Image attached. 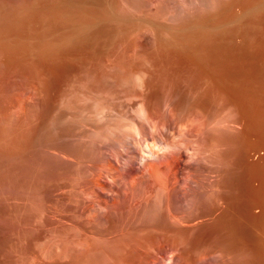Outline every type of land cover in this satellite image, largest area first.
Returning <instances> with one entry per match:
<instances>
[{
  "label": "rangeland",
  "instance_id": "rangeland-1",
  "mask_svg": "<svg viewBox=\"0 0 264 264\" xmlns=\"http://www.w3.org/2000/svg\"><path fill=\"white\" fill-rule=\"evenodd\" d=\"M245 59H251L250 73L237 69ZM263 65L264 0H0V264H153L164 247L174 246L181 255L186 248L183 264H264V231L257 223L254 230L244 227L246 212L241 210L250 200L245 184L250 170L241 160L243 153L251 142L264 144L253 135L263 129ZM222 76L234 79L223 81ZM246 76L255 78L253 89L262 88L253 90V99L243 96L249 87L242 81L250 80ZM142 100L161 120L170 111L180 123L197 118L203 129L219 119L220 126L235 125L230 132L202 135L206 148L219 142L215 151L228 165L220 169L200 163L192 181L210 200L212 192L223 198L233 192L239 228L220 235L202 229L179 233L167 210L153 209L145 200L133 206L136 196L146 194L143 188L123 191L116 184L113 198L102 196L98 184L105 182L110 154L117 150L105 137L113 127L128 125ZM210 106L217 108L211 110L213 119ZM258 143L253 146L263 155L259 152L256 160L264 156V145ZM178 191L166 203L175 216L186 211ZM259 211L256 216L263 214ZM230 234L238 240L230 241ZM151 235L158 249L138 247ZM162 242L167 246L160 249Z\"/></svg>",
  "mask_w": 264,
  "mask_h": 264
},
{
  "label": "bare ground",
  "instance_id": "bare-ground-1",
  "mask_svg": "<svg viewBox=\"0 0 264 264\" xmlns=\"http://www.w3.org/2000/svg\"><path fill=\"white\" fill-rule=\"evenodd\" d=\"M247 55V54H246ZM245 55V56H246ZM233 56V55H232ZM248 56V55H247ZM234 57L235 56H233V59H234ZM241 57V56H240ZM244 57V56H243ZM242 57V58H243ZM252 57V56H251ZM239 58V57H238ZM245 58V57H244ZM227 59H230V58H227ZM227 59H226V61H227ZM231 59H232V57H231ZM230 59V60H231ZM225 60V59H224ZM236 60V59H235ZM249 60H251V59H248V61H247V59H245L244 61H243V64H241L240 63V60H239V63H240V68L238 67V65H237V69H239V71H244L245 73H250L249 71H252L253 69H252V63L249 61ZM253 60V59H252ZM234 61V60H233ZM237 61V60H236ZM223 62V61H222ZM225 62V61H224ZM223 62V63H224ZM221 63V62H220ZM219 63V64H220ZM228 63V62H227ZM226 63V64H227ZM235 63V62H234ZM238 63V64H239ZM222 65V64H221ZM236 65V64H235ZM224 66H228V65H224ZM224 66H219V68H222V67H224ZM233 66V65H232ZM262 66V65H261ZM264 66V65H263ZM218 67V66H217ZM236 67V66H235ZM234 67V68H235ZM253 67H255V64H253ZM218 68V69H219ZM231 68V70H232V68L233 67H229V69ZM260 69H261V67H259ZM215 69H217V68H215ZM228 69V68H227ZM259 69V70H260ZM219 70H221V69H219ZM218 70V71H219ZM231 70H227V71H230L231 72ZM256 70L258 71V68H257V65H256ZM261 70H263V69H261ZM216 71V70H215ZM217 71V73H220L221 74V72H218ZM233 71V73L235 72L234 70H232ZM256 71V72H257ZM264 71V70H263ZM224 72V71H223ZM237 72V71H236ZM256 72H253V73H256ZM261 72V71H260ZM229 73V72H228ZM228 73H227V75H226V78L228 77ZM243 73V72H242ZM252 73V72H251ZM212 74V73H211ZM231 74V73H230ZM237 74V73H236ZM244 74V73H243ZM259 74V73H258ZM261 74H263V72L261 73ZM213 75H216V74H214L213 73ZM242 75V74H241ZM245 75V74H244ZM260 75V74H259ZM212 76V75H211ZM217 76V75H216ZM215 76V77H216ZM230 76V75H229ZM237 77L239 76V73H238V75H236ZM258 76V75H257ZM213 77V76H212ZM231 77V76H230ZM229 77V78H230ZM232 77H235V76H233L232 75ZM236 77V78H237ZM246 77H248V79H250V80H246V79H244L243 77H242V81L243 80H245L244 82L245 83H247L248 84V88H246V89H243V90H245V94L246 95H243V91L242 90H240V91H242L241 92V94L245 97V96H247L248 98H250V99H253L256 95L254 94V91L253 90H257L256 88H259L260 89V87L259 86H257L256 87V85H255V89H253V87H254V83H253V81H256V80H254L255 78H249V76H246ZM251 77H252V75H251ZM261 77H262V75H261ZM217 78V77H216ZM223 78V76L220 78V79H222ZM229 78L227 79V80H229ZM241 77H239V79H240ZM258 78V77H257ZM256 78V79H257ZM260 78V77H259ZM215 79V78H214ZM220 79H219V81H220ZM224 79V78H223ZM222 79V80H223ZM231 79V78H230ZM232 79H234V78H232ZM231 79V80H232ZM238 79V78H237ZM238 79V80H239ZM213 80V79H212ZM226 80V79H225ZM225 80H223V81H225ZM226 80V81H227ZM236 80V79H235ZM235 80L233 81V82H231V81H229V83L231 82V84L232 83H234L235 84ZM237 82H239V81H237ZM259 82H260V79H259ZM261 82H263V81H261ZM261 82H260V85H261ZM212 83H213V81H212ZM217 83H218V81H217ZM216 83V84H217ZM221 83H222V81H221ZM219 84V83H218ZM239 84V83H238ZM237 84V85H238ZM257 84V83H256ZM221 85V84H220ZM243 85V84H242ZM241 85V86H242ZM245 86H247L246 84H244ZM243 85V86H244ZM257 85H259V83L257 84ZM219 86V85H218ZM224 86V85H223ZM227 85H225V87H226ZM235 86H236V84H235ZM214 87H215V85H214ZM220 87V86H219ZM228 87V86H227ZM230 87V86H229ZM233 87V86H232ZM240 86H238V88H239ZM217 88V87H216ZM233 88H235V87H233ZM237 88V87H236ZM245 88V87H244ZM263 88V90H264V87H262ZM261 88V89H262ZM224 89V88H223ZM232 89V88H231ZM239 89H241V88H239ZM260 89V90H261ZM222 90V89H221ZM233 90V89H232ZM234 90H236V89H234ZM232 91V92H234V95H236L237 94V92L236 91ZM219 91V90H218ZM231 91V90H230ZM239 91V90H238ZM225 92H226V90H225ZM235 92H236V94H235ZM258 92V91H257ZM256 91H255V93H257ZM263 92V91H262ZM240 93V92H239ZM259 93H261V91L259 92ZM224 94V93H223ZM228 94V93H227ZM233 94V93H232ZM231 94V95H232ZM240 94V95H241ZM222 95V94H221ZM241 95V96H242ZM255 95V96H254ZM223 96H225V95H223ZM222 96V97H223ZM259 96H260V94H259ZM262 96H263V93H262ZM221 97V96H220ZM221 97V98H222ZM240 97V96H239ZM243 97V98H244ZM225 99L227 98V97H224ZM230 98V97H229ZM228 98V99H229ZM232 98H234V97H231V99ZM235 98H237V97H235ZM259 98V97H258ZM240 99V98H239ZM264 100V97H261V100ZM145 100V99H144ZM244 100H245V98H244ZM248 100V99H247ZM255 100H256V98H255ZM262 100V101H263ZM210 101V100H209ZM223 101V100H222ZM225 101V100H224ZM234 101V100H233ZM235 101H237V99H235ZM234 101V102H235ZM240 101V100H239ZM249 101V100H248ZM257 101H258V99H257ZM259 101H260V99H259ZM262 101H260V103H262ZM208 102V101H207ZM240 102H242V101H240ZM210 103H211V101H210ZM231 102H229L228 104H230ZM233 103V102H232ZM236 103V102H235ZM238 103V102H237ZM243 103V102H242ZM246 103V102H245ZM248 103V102H247ZM250 103H252L253 104V101H251ZM202 104V103H201ZM201 104H199V106L201 105ZM205 104H206V101H205ZM209 104V103H208ZM258 104V103H257ZM210 105H212V103L210 104ZM225 105V104H224ZM232 105H234V104H232ZM239 105H241L240 103H239ZM256 105V104H255ZM260 106H261V104H259ZM258 105V106H259ZM263 105H264V101H263ZM263 105H262V107H263ZM225 106H227V105H225ZM237 106V105H236ZM235 106V107H236ZM259 106V107H260ZM206 107V106H205ZM208 108H209V106H207ZM206 107V108H207ZM213 107V106H212ZM216 107H218L217 105H216ZM232 107V106H231ZM243 107H245V106H243ZM247 107H248V105H247ZM246 107V108H247ZM250 107V106H249ZM252 107H256V106H252ZM202 108H203V105H202ZM202 108H200L201 109V111H200V109L198 110V109H196V110H198L197 112H198V114L200 113V112H202ZM210 108H211V106H210ZM237 108H238V106H237ZM257 108V107H256ZM168 109V108H167ZM216 109L217 108H215V107H213V108H211L210 109V113H211V110H213V112H216ZM231 109V108H230ZM262 109V108H261ZM206 110V109H205ZM236 109L234 108V111H235ZM244 110H247V109H245L244 108ZM166 111V110H165ZM200 111V112H199ZM204 111V110H203ZM207 111V110H206ZM209 111V110H208ZM218 111V110H217ZM228 111H230V110H228ZM233 111V110H232ZM231 111V112H232ZM240 111V110H239ZM249 111H251V110H249ZM249 111L247 112L246 111V113L248 114L249 113ZM253 111V113H255L256 111L255 110H252ZM251 111V112H252ZM263 112H262V114L264 115V107H263V110H262ZM154 112L155 111H153L152 109H150L149 108V106H148V104H146V102L144 103L143 102V100H142V102L138 105V107H137V109H136V111H135V118H133L132 120H131V122H129V124L127 125V124H124V125H122V126H115V127H113L112 129H110L109 131H108V133H109V135H107V137H105L106 138V140H108V141H110V142H112L114 145H115V147H116V149L117 150H115L112 154H110V157H111V164H110V167L105 171V173H104V175L102 176V178H104L105 179V182L104 183H102V182H99V184H98V190H100L101 192H102V196H105L107 199H109V198H113L112 196H114V193L116 192V190L117 189H114V188H117V186L116 187H113V185H118V186H120V188H122V190L124 191L125 189H127V187L128 188H130V189H139V188H143L144 189V191L145 190H147V192H146V194L145 193H143V194H145V195H138V196H136L137 198H135V200H133V206L134 207H139V206H141V204H140V202L142 201V203H143V201L144 202H151V203H149V204H151V207H153V209H165V210H167L168 212V215L169 216H167V217H169L168 218V220H169V223L172 225V226H174L175 227V229H177L178 230V232L179 231H181V232H186V231H198V230H210V231H212V232H215V233H219V234H215V235H220V233L222 232H226V230H231V229H236V227H238V225L241 223H239V224H237V218H236V212H235V210H236V208L238 207V205H237V200L235 199L236 197L234 196V193L233 192H231L233 195H228L227 196V193L228 192H224L223 194H226V196L227 197H224L223 198V196L221 197V194L220 193H216V194H214V192H212L213 193V195L214 196H210V193H209V196L212 198L211 200L209 199V197L207 198L208 200H209V202L208 203H206V201H205V199L206 198H203L202 196H204L201 192H200V187H199V185L198 184H196V182L194 183L192 180H194V179H192V178H194V174L197 172V169H198V166H199V164L200 163H202V164H210L211 166L213 165V166H215L216 168H220V169H224V168H226L227 167V165H228V163L227 162H225L226 160L225 159H223V157L222 158H220V156L218 155V153H217V151H215V147L216 148H218L219 146L217 145H215V141L214 140H212V142L214 143V145H211V147L209 148V147H207L206 148V146H208V145H206L205 147L203 146V144H204V142H203V144L201 143V140H203L202 138L204 137V136H202V135H204L205 134V132H207V133H209L210 131L212 132V131H218L219 133H220V131L222 130V133H224L225 131H223L224 129L225 130H229V132L231 131V130H234V129H236L235 128V125L233 126L232 124V126H220L221 125V122L223 121H221V119H219L220 121H218V120H214V122H210L211 124L209 125V126H205V129H203L202 128V126L200 127L199 126V123H197L198 122V120L196 121V119L197 118H195L194 119V117H193V119H191L190 118V120H189V122H184V123H180L179 121H176V119L174 118V115L172 114V112H170V111H166V114H167V119L165 120L164 118V120L162 119L161 120V117H160V119H159V117L157 116V114L155 115L154 114ZM242 112H243V110H242ZM259 112V111H258ZM233 113V112H232ZM236 113H238L237 112V110H236ZM241 113V112H240ZM245 113V114H246ZM208 114V113H207ZM212 114V113H211ZM210 114V115H211ZM231 114V113H230ZM257 114H259V113H257ZM213 115V117H211L212 119L214 118V115H215V113L214 114H212ZM216 115H217V113H216ZM237 115V114H236ZM239 115V114H238ZM244 115V114H243ZM243 115H242V117H243ZM252 115V114H251ZM219 115H217V117H218ZM245 116V115H244ZM249 116V115H248ZM248 116H246V118L248 117ZM252 116H257V115H252ZM251 116V117H252ZM260 117H261V115H259ZM258 116V117H259ZM234 117H235V113H234ZM237 117V116H236ZM241 117V116H240ZM239 117V118H240ZM244 118V117H243ZM215 119H216V116H215ZM218 119V118H217ZM242 119V118H241ZM249 119V118H248ZM257 120V119H256ZM237 121V120H236ZM243 121V120H242ZM245 121V120H244ZM250 121V120H249ZM249 121H247V123H249ZM253 121H255V120H253ZM258 121H261V120H258ZM264 116H263V118H262V124H261V129L262 130H260L261 132L260 133H258L257 131V133H258V135H255V134H253V131L251 132L254 136H258V140H261L263 143H264ZM226 122H228V121H226ZM236 123V122H235ZM238 123V122H237ZM246 123V124H247ZM253 123V122H252ZM252 123H251V125H252ZM257 123V122H256ZM258 123H260V122H258ZM257 123V124H258ZM201 124V123H200ZM250 124V123H249ZM223 125H224V122H223ZM227 125V124H226ZM245 125V124H244ZM242 126V125H241ZM245 126H249V125H245ZM255 126H256V124H255ZM258 126V125H257ZM204 127V126H203ZM240 127V126H239ZM250 127V126H249ZM248 127V128H249ZM259 127V126H258ZM256 128V129H258V131H259V128ZM203 129V130H202ZM231 129V130H230ZM243 129V128H242ZM253 130H255V129H253ZM209 131V132H208ZM245 131V130H244ZM248 131V130H247ZM247 131H246V133H247ZM210 132V133H211ZM242 133H243V130L241 131ZM206 133V134H207ZM205 134V135H206ZM245 134V133H244ZM252 134H249V135H252ZM202 136V137H201ZM205 137H207V135L205 136ZM205 137H204V139H205ZM244 137H247V135L246 136H244ZM247 138H250L249 136L247 137ZM252 138V137H251ZM245 139V138H244ZM249 140V139H248ZM253 140H257V139H253ZM203 141H205V140H203ZM245 141H247V140H245ZM221 142V144H219V145H222V142L223 141H220ZM251 142V141H250ZM205 143H206V141H205ZM219 142H217L216 144H218ZM245 143H247V142H245ZM252 144H250L249 145V147L246 149L247 151L245 152V153H243L244 155H243V157H244V159H241V160H244V162L243 163H245L244 165H246L245 167H248L249 168V170H250V172H248V168L246 169L247 170V172L249 173V175L247 176V179H246V190H247V193H248V196L250 195V197H247V198H250V200L247 202V200L245 199V201L247 202L246 203V206H244V208L245 209H242L241 208V210H245V212H246V215H245V213H244V219L242 218V220L244 221V223H242L243 225H244V227L246 226L247 228H248V230H250V229H253L254 228V226H255V224L258 226V227H260V228H262V230H260L261 232L262 231H264V220L262 221V218L264 217V156H263V158H261L260 156V160L258 159V160H256L255 159V156L257 157L258 156V153L259 152H262L261 150L259 151V150H257V148H259L258 146L257 147H255V146H253V144H255V145H257V143H258V141L256 142V143H253V142H251ZM261 143V142H260ZM243 144H244V141H243ZM259 144V143H258ZM246 145V144H245ZM245 145H243V146H245ZM260 146L261 145H264V144H259ZM226 146V145H225ZM256 149H255V148ZM263 147L264 146H262V147H260V148H262L263 149ZM243 149V148H242ZM241 149V150H242ZM217 150V149H216ZM245 150V149H244ZM219 151H220V149H219ZM220 153V152H219ZM222 154V153H221ZM241 154H242V152H241ZM261 154V153H260ZM233 155V154H232ZM262 155H263V152H262ZM261 155V156H262ZM223 156V155H222ZM225 156V155H224ZM230 158H231V156H229ZM242 157V158H243ZM258 157V158H259ZM225 158V157H224ZM227 158V157H226ZM229 158V159H230ZM241 158V157H240ZM225 160V161H223V160ZM231 160V159H230ZM233 160V159H232ZM228 162H229V160H228ZM231 162V161H230ZM235 161L233 160V163H234ZM226 163V164H225ZM242 163V164H243ZM230 164V163H229ZM234 165V164H233ZM202 166V165H201ZM223 166V167H222ZM224 166H226V167H224ZM231 166V165H230ZM222 167V168H221ZM240 167H243V166H240ZM201 168V167H200ZM230 168V167H229ZM229 168H227V171H229L228 169ZM232 168H234V166L232 167ZM231 168V169H232ZM235 169H236V167H235ZM216 170H219V169H216ZM226 170V169H225ZM221 171V170H220ZM219 171V172H220ZM222 171H224V170H222ZM245 171V170H244ZM229 172H231V171H229ZM222 174H225V172L224 173H222ZM245 174V173H244ZM247 174V173H246ZM219 175H221V174H219ZM218 175V177H220ZM226 176L228 177V172H227V174H226ZM225 176V177H226ZM234 176V175H233ZM232 176V177H233ZM196 177V176H195ZM230 178H231V176H230ZM245 178V177H244ZM223 178H221V180H222ZM245 180V179H244ZM220 182V181H219ZM218 182V183H219ZM222 183V182H221ZM220 184V183H219ZM242 184H244V183H242ZM191 185H194V187L193 186H191ZM243 186V185H242ZM231 187V186H230ZM245 187V186H244ZM120 188H118V189H120ZM228 188V187H227ZM233 188V187H232ZM229 189V188H228ZM177 190H180V191H178V194H179V192H180V194H181V196H183V197H185L184 199H183V197H182V199L181 200H183V201H185L184 202V207H185V209H186V211H184L185 213L183 214V215H181V216H175V215H172V214H169L170 212H169V208H171V207H169L166 203H168L170 200L169 199H172V198H170L171 196H173L172 194L173 193H175ZM218 190H219V188H218ZM233 190H235V193H236V189L234 188ZM233 190H231V188H230V191H233ZM245 190V191H246ZM184 192V194H185V196L183 195V192ZM216 191V190H215ZM229 191V190H228ZM118 192H120V191H117V193ZM189 192H191L190 194H189ZM216 192H218V191H216ZM246 193V192H245ZM116 194V193H115ZM220 194V195H219ZM119 195H121V193H119ZM123 195V194H122ZM177 195V194H176ZM219 195V196H218ZM238 195V194H237ZM236 195V196H237ZM246 195V194H245ZM178 196V195H177ZM206 196V195H205ZM240 197V196H239ZM239 197H238V199H239ZM119 198H120V196H119ZM181 198V197H180ZM104 199V198H103ZM242 199V198H241ZM240 199V200H241ZM244 199V198H243ZM113 200V199H112ZM115 200V199H114ZM113 200V201H114ZM239 200V201H240ZM178 202V201H177ZM244 202V201H243ZM132 203V202H131ZM179 203V202H178ZM177 203V204H178ZM181 203H183V202H181ZM239 203V202H238ZM240 203H242V202H240ZM96 204V203H95ZM99 204V203H98ZM147 204V203H146ZM145 204V205H146ZM169 204V203H168ZM208 204V205H207ZM142 205H144V204H142ZM153 205V206H152ZM170 205V204H169ZM173 205H175V204H173ZM99 206H100V204H99ZM103 206V205H102ZM102 206L100 207L101 209H102ZM108 206H111V205H108ZM115 206V205H114ZM132 206V207H133ZM172 206V205H171ZM97 207V206H96ZM106 207V206H105ZM146 207V206H145ZM150 207V206H149ZM148 207V208H149ZM165 207V208H164ZM178 207V206H177ZM241 207V206H240ZM112 208V207H111ZM114 208V207H113ZM147 208V207H146ZM147 208V209H148ZM108 209V208H107ZM110 209V208H109ZM115 209V208H114ZM114 209H112V211L114 210ZM131 209V208H130ZM139 210H140V208H138ZM142 209V208H141ZM150 209H152V208H149L148 210H150ZM259 209H260V211H259ZM98 210H100L99 208H98ZM134 210V209H133ZM237 210H238V208H237ZM236 210V211H237ZM241 210H240V213H241ZM256 210H258L260 213H263V214H261L260 216H263L262 218L259 216V214L256 216ZM116 211V210H115ZM151 211V210H150ZM156 211V210H155ZM137 212V211H136ZM135 212V213H136ZM143 212V211H142ZM240 213H238V214H240ZM255 213V214H254ZM139 214H140V212H139ZM144 214H145V212H144ZM237 214V215H238ZM242 214H243V212H242ZM134 215V214H133ZM141 215V214H140ZM143 215V214H142ZM147 216L149 217V215H148V213L146 214V218H147ZM240 216H241V214H240ZM137 217V216H136ZM143 217H144V215H143ZM154 217V216H153ZM152 217V218H153ZM138 218V217H137ZM145 218V219H146ZM164 218H166V217H164ZM148 219V218H147ZM146 219V221H148ZM239 219H241L240 217H239ZM239 219H238V221H239ZM152 219L150 218V221H151ZM164 220V219H163ZM241 220V221H242ZM135 221H136V219H135ZM142 221H144V220H142ZM141 221V222H142ZM154 221V220H153ZM149 222V221H148ZM156 222V221H155ZM163 222V221H162ZM167 222V221H166ZM140 223V222H139ZM151 223H152V221H151ZM151 223H149L150 225H151ZM143 224V223H142ZM147 224V223H146ZM155 224V223H154ZM157 224V223H156ZM241 224V227L240 228H242L243 227V225ZM145 225V224H144ZM150 225H148V226H150ZM164 225V224H163ZM168 225V224H167ZM153 226V225H152ZM156 226V225H155ZM158 226V225H157ZM156 226V227H157ZM160 226V225H159ZM166 226V225H165ZM164 226V227H165ZM240 226V225H239ZM147 227V226H146ZM151 228V227H150ZM159 228H161L162 229V227L160 226ZM169 228V227H168ZM239 228V227H238ZM238 228H237V230H238ZM257 228V227H256ZM165 229V228H164ZM174 229V230H175ZM157 230V229H156ZM202 230H201V232H202ZM230 230L229 231H227V232H229L230 233ZM245 230V232L247 231L246 229H244ZM254 230V229H253ZM258 230H259V228H258ZM257 230V231H258ZM143 231V230H142ZM148 231V230H147ZM147 231H144V233L143 232H141V233H143V234H145V232H147ZM165 231V230H164ZM168 231H171V232H174V231H172L171 229L170 230H168ZM231 231H233V230H231ZM242 231H243V229H242ZM127 231H125V234H127L126 233ZM151 232V231H150ZM149 232V233H150ZM152 232H153V230H152ZM160 232H162V230L160 231ZM176 232V231H175ZM174 232V233H175ZM177 232V233H178ZM205 232V231H204ZM212 232H211V234H212ZM235 232V231H234ZM238 232V231H237ZM245 232H241V233H245ZM248 232H250L251 233V235H252V233L253 232H255V231H248ZM259 232V231H258ZM122 233H124V232H122ZM130 234H131V232H129ZM149 233H148V235H149ZM169 233V232H168ZM180 233V232H179ZM206 233H209V232H206ZM263 234H264V232H262ZM134 233H132L131 235H133ZM151 234V233H150ZM154 234V233H153ZM155 234H158V233H156L155 232ZM162 234H164L163 232H162ZM166 234V233H165ZM172 234V233H171ZM183 234V233H182ZM232 235L234 234H236V233H231ZM231 234H230V236H231ZM239 234V233H238ZM237 234V235H238ZM253 234H255V233H253ZM258 234V233H257ZM260 234V233H259ZM262 234V235H263ZM124 235V234H123ZM131 235H130V237H128V238H131ZM166 235H168V234H166ZM225 235V234H224ZM250 235V234H249ZM248 234H247V236H249ZM128 236V235H127ZM138 236V235H137ZM152 237H149V238H147L146 240H145V238L146 237H144V238H142L141 240H142V243L140 242L139 243V245H138V243H137V245H138V247L140 246H142V245H146L147 247H153L154 248V246H155V244L154 243H156L155 242V240H154V238L156 239V237H153V235H151ZM163 236H165V235H163ZM236 236V235H235ZM239 236V235H238ZM240 236H242V235H240ZM255 236H257L256 234L255 235H253V237H255ZM123 237V236H122ZM134 236H132V238H133ZM142 237V236H141ZM166 237V236H165ZM232 237V236H231ZM243 237V239H245L244 238V236H242ZM251 237V236H250ZM252 237V238H253ZM260 237V236H259ZM262 237V236H261ZM263 237H264V235H263ZM262 237V238H263ZM127 238V239H128ZM162 239V237H159V238H157V239ZM169 238H170V236H169ZM226 238H227V236H226ZM230 238V237H229ZM249 238V237H248ZM126 239V240H127ZM133 239H135V237L133 238ZM167 239V238H166ZM234 239V236L230 239V241L231 240H233ZM236 239V238H235ZM234 239V240H235ZM249 239H251V238H249ZM136 240H137V238H136ZM141 240H137L138 242L139 241H141ZM145 240V241H144ZM154 240V241H153ZM165 240V239H164ZM168 240V239H167ZM166 240V241H167ZM198 239H196V241H197ZM228 240V239H227ZM238 239H236V241H237ZM241 240V239H240ZM240 240H239V243H240ZM245 240H248V239H245ZM252 240V239H251ZM255 240H256V238H255ZM133 241V240H132ZM163 241V240H162ZM166 241H163V242H166ZM185 241V240H184ZM183 241V242H184ZM224 241V240H223ZM242 241V240H241ZM250 240H248L247 242H249ZM262 241H264V240H261V243H263ZM129 242H131V240L129 241ZM128 242V243H129ZM135 242V241H134ZM161 242V241H160ZM162 242V243H163ZM182 242V243H183ZM198 242V241H197ZM229 242V241H228ZM227 242V243H228ZM243 242V241H242ZM251 242V241H250ZM256 242V241H255ZM257 242H258V240H257ZM132 243V242H131ZM159 243V242H158ZM171 242H169V244H170ZM181 243V244H182ZM193 243H195L196 244V242H193ZM193 243H191V244H193ZM225 243V242H224ZM226 243V244H227ZM245 243H246V241H245ZM260 243V244H261ZM122 244H124V245H126V242L125 243H122ZM135 244V243H134ZM160 244V243H159ZM167 244V243H166ZM180 244V245H181ZM186 244V243H185ZM231 244V243H230ZM233 244V243H232ZM240 244H242V243H240ZM247 244V243H246ZM123 245V246H124ZM162 245H164V243L163 244H161V246H159L160 247V249H161V247H162ZM179 245V244H178ZM177 245V246H178ZM180 245H179V249L181 248L180 247ZM187 245V244H186ZM184 246V243H183V245L182 246H184V247H187V246ZM201 245V244H200ZM248 245V244H247ZM259 245V244H258ZM264 245V244H263ZM120 246V245H119ZM157 247H158V245H156ZM164 246H167V245H164ZM163 246V247H164ZM171 246V245H170ZM173 246V245H172ZM176 246V247H177ZM261 246V245H260ZM125 247V246H124ZM126 247H127V245H126ZM125 247V248H126ZM131 247H132V245H131ZM145 246H143V247H141V248H144ZM169 247V246H168ZM190 247V246H189ZM197 247V246H196ZM195 247V248H196ZM232 247V246H231ZM262 248H263V246H261ZM137 248V247H136ZM153 248H151V249H153ZM165 248V251L163 252V253H161V255H160V257L157 259V261L155 262L154 261V263L153 264H181V261H182V264L184 263L183 262V260H185V259H183L184 257H183V253L185 252V250H186V248H185V250H184V252L182 253V255L181 254H177L176 253V251H174L173 249H175V246H174V248H170V249H168L167 247H164ZM164 248L162 249V251L164 250ZM188 248V247H187ZM191 248V247H190ZM194 248V247H193ZM198 248V247H197ZM134 249V248H133ZM133 249L132 250H128V252L129 251H133ZM146 249H148V248H146ZM155 249V248H154ZM153 249V250H154ZM156 249H158V248H156ZM155 249V250H156ZM178 249V251L180 252L181 251V249L179 250ZM138 251L140 250V249H137ZM143 250V249H142ZM141 250V251H142ZM175 250H177V249H175ZM136 251V250H135ZM138 251H136V252H138ZM143 251H146V250H143ZM148 251V250H147ZM162 251H160V252H162ZM188 251V253H191L189 250H187ZM151 252V251H150ZM150 252H149V254H150ZM156 252V251H155ZM160 252H159V254H160ZM182 252V251H181ZM130 253V252H129ZM138 253H140V252H138ZM186 253V252H185ZM187 253V254H188ZM134 254V253H133ZM145 254H146V252H145ZM155 254V253H154ZM126 255H128V254H126ZM129 255H131V254H129ZM147 255V254H146ZM151 255V254H150ZM191 255V254H190ZM141 256V255H140ZM148 256V255H147ZM146 256V257H147ZM155 256H156V254H155ZM125 257H127V256H124V259H125ZM150 257V256H149ZM153 257H154V255H153ZM187 257H188V255H187ZM264 257V256H263ZM140 258V257H139ZM143 258V257H142ZM141 258V260H143ZM157 258V257H156ZM191 257H188V259H190ZM123 259V260H124ZM147 259V258H146ZM149 260H150V258H148ZM154 259H155V257H154ZM153 259V260H154ZM183 259V260H182ZM187 259V260H188ZM263 260V259H262ZM145 262V261H144ZM153 261H151V263H152ZM188 262H189V260H188ZM188 262H186L185 261V264H187ZM192 262V261H191ZM195 262V261H194ZM150 263V262H149ZM149 263H147L146 262V264H149ZM150 263V264H151ZM193 264V263H192ZM195 264V263H194ZM197 264V263H196Z\"/></svg>",
  "mask_w": 264,
  "mask_h": 264
}]
</instances>
